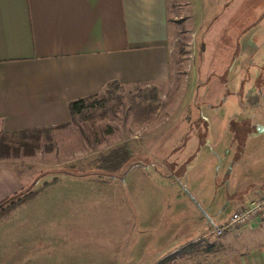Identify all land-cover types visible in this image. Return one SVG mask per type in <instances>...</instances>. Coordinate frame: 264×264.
Returning <instances> with one entry per match:
<instances>
[{"label":"rangeland","instance_id":"rangeland-1","mask_svg":"<svg viewBox=\"0 0 264 264\" xmlns=\"http://www.w3.org/2000/svg\"><path fill=\"white\" fill-rule=\"evenodd\" d=\"M168 2L175 26L168 79L116 83L61 127L0 135V173L11 174L0 176V264H133L150 233L135 230L136 222H151L155 245L172 227L186 229L200 207L207 215L219 209L215 167L209 170L205 158L215 134L226 139L230 101L249 109L264 102V0ZM232 64L237 88L214 109L220 98L210 94L209 79H228ZM121 145L127 161L100 170L101 157ZM14 196L19 202L11 208L5 201ZM216 222L211 217L209 230ZM258 226L212 234L210 246L218 257L245 251L262 242L254 239ZM202 241L151 264H203L197 255L209 244Z\"/></svg>","mask_w":264,"mask_h":264},{"label":"crops","instance_id":"crops-1","mask_svg":"<svg viewBox=\"0 0 264 264\" xmlns=\"http://www.w3.org/2000/svg\"><path fill=\"white\" fill-rule=\"evenodd\" d=\"M174 30L168 0H0V135L63 125L70 119V102L99 94L112 81H165ZM232 69L233 64L228 79H209L210 94L220 98L218 106L210 107L220 109L226 92L236 90L240 79H232ZM235 104L230 101L234 107L222 124L226 139L219 141L215 134L209 144L212 154L205 158L209 170L215 167L212 193L219 209L207 215L200 207L198 215L188 216L186 229L172 227L155 245L151 222H136L135 230L150 233L141 255L133 253V264L155 263L176 247L201 239L209 244L197 255L203 264H264V220L251 222L259 225L254 238L262 241L259 245L219 257L210 247L211 217L221 225L227 214L264 191V102L251 109ZM205 138L198 142L202 149ZM175 232L183 235L174 239ZM153 247L158 249L149 254Z\"/></svg>","mask_w":264,"mask_h":264},{"label":"trees","instance_id":"trees-1","mask_svg":"<svg viewBox=\"0 0 264 264\" xmlns=\"http://www.w3.org/2000/svg\"><path fill=\"white\" fill-rule=\"evenodd\" d=\"M113 84H116V82H113V81L109 82V83H107L106 87H109L110 85H113ZM92 96H94V95H92ZM92 96H88L86 98H80V99H77V100L70 102L68 105L70 116H72V114L80 113V111L83 107V103L86 100L90 99ZM61 126H63V125H58L55 127H46V128L34 129L31 131L32 132H36V131L41 132L44 130L53 129V128H57V127H61ZM3 138H4L3 136L0 137V146H3L1 143ZM128 156H129V152L127 151V149L124 145L123 146L122 145L117 146L116 148L111 149L106 155L101 157L98 168L100 170H105V171H110V172L116 171L127 161ZM18 202H19L18 196H14V197L6 200L5 204H8V206L12 208ZM206 250H208V249L205 247V252H206Z\"/></svg>","mask_w":264,"mask_h":264},{"label":"built area","instance_id":"built-area-1","mask_svg":"<svg viewBox=\"0 0 264 264\" xmlns=\"http://www.w3.org/2000/svg\"><path fill=\"white\" fill-rule=\"evenodd\" d=\"M264 220V191L256 193L244 207L232 212L223 224L212 226L210 233L220 236L224 231L238 225Z\"/></svg>","mask_w":264,"mask_h":264}]
</instances>
